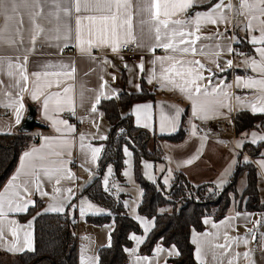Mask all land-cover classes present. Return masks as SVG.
Here are the masks:
<instances>
[{"label": "crops", "instance_id": "0c3cea01", "mask_svg": "<svg viewBox=\"0 0 264 264\" xmlns=\"http://www.w3.org/2000/svg\"><path fill=\"white\" fill-rule=\"evenodd\" d=\"M11 3L12 0H5L4 4H0V132L16 131L26 118L31 104L35 105L36 115L42 123L32 127L40 136L39 141L32 143L20 154L13 172L0 187V193H4L12 177L18 174L16 184L23 185L26 180L32 181L28 184V192H24L22 187L16 189L21 192L24 200L31 201L26 211H8L5 205L7 216L3 219L5 231L4 238L0 240V253L6 252L16 256L25 251H34L36 215L39 212H48L50 206L60 204L63 205V211L69 208V214L76 213L80 216L79 264H82V261L83 264H99V249L111 242L114 222L96 224L87 220V214L106 213L109 208L93 199L94 204H91L85 199L88 195L83 190L97 173L96 168L103 150L102 141L111 128L109 117L99 107L104 98H118L123 90L140 91L143 82H146L155 92L154 96L147 100H134L128 106L122 107L121 111L124 114L131 113L134 123L149 129L153 135L175 133L183 124L186 128L183 138L178 141L161 139L165 157L160 168L172 172L173 176L178 169L183 170L192 182L209 181L216 188L222 189L236 169L239 152L244 143L253 142V133L256 134L255 143L262 141L260 137H264V130L252 128L237 134L232 124L237 110L252 111L251 105L256 104L259 107L264 104V101L259 99L264 95L259 91V86H244V82L249 79L264 78L258 71H254L249 63L251 60L260 61L261 57L256 48H264V44L251 43V38H258L261 29H264V12L260 11L262 6L257 0H247L244 7L241 6L242 0H196L187 12L177 11L168 17L169 20L186 21L182 25L170 23L169 30L175 28L195 34L185 39L200 37L193 45L197 49L195 54L173 52L157 46L167 42L164 33L169 30L161 28V39L157 41V25L152 20L155 9L146 10L154 0H130V6L124 16H131V29L125 25L119 31V47L115 52L112 50L111 37L108 44L94 45L88 52L81 51L80 41L76 39L77 16L99 17L106 14L95 4L84 11L81 0V12L77 13L75 0H39L36 6L32 5L31 0L27 5L23 0H15V12L11 10ZM217 4L222 5L214 13L217 23L212 24L201 19L197 31L194 23L196 13L211 12ZM64 8L70 9V15H65ZM221 15L223 19L219 18ZM89 27V21L83 20L81 31L85 40L89 38ZM92 39L95 40V37ZM180 39L176 37L173 42L178 48L185 47L186 45L179 44ZM125 40L136 43V58L129 60L121 52ZM236 40L240 46L241 42L249 41L253 51L242 48L235 50ZM84 46L87 47L86 44ZM167 56L185 62L199 61L204 65L203 69H199L204 79L197 82L201 93H194V97L198 102L206 104V112L194 111L193 100L177 86L183 85L184 80L176 76L175 71L163 72V69L172 67L173 61L162 62L158 58ZM25 57L27 82L21 79L20 69L16 67L25 64ZM229 60L232 61L231 66L227 64ZM10 64L12 67H9ZM141 64L143 69L140 68ZM187 67L189 65L185 64L184 68ZM195 67L198 68V65ZM73 68L75 71L71 76L43 75L44 72H70ZM176 70H181L180 64L176 65ZM33 73H41L40 78L37 79ZM165 75L174 80L175 84L165 79ZM184 79H189L186 72ZM57 81L60 82L58 87ZM22 88H26V91H21ZM64 88H70V91L64 92ZM205 90L209 95L203 94ZM33 92L42 94L38 99H33ZM57 93L59 95H55ZM47 97L50 99L46 112L44 100ZM19 103L23 104V109L19 114L20 122L17 123L16 110ZM143 105L150 107L137 108ZM93 108L96 111H93ZM162 116L174 120V126L165 122L162 129ZM61 120L67 124L53 123ZM211 120L215 121L216 127L209 124ZM57 128H60V131H57ZM69 128L72 131H69ZM81 135L84 137L83 141L80 139ZM95 148H99L100 152L94 160L92 149ZM34 149L39 151L33 152ZM55 152H61L62 155L52 154ZM261 152L252 158L249 155L247 157L251 158L259 169V191L264 201V148ZM25 153L33 155L25 158ZM39 155H45L46 159H37ZM33 163L38 166L36 171L40 176L38 182L41 191L47 192V196L36 190L34 176L25 175L26 171H31ZM40 165L50 169L62 167L64 172L60 183H55V176L50 179L44 175ZM69 174L71 179L67 178ZM218 184H223L222 188H219ZM55 188H60L61 191L57 193ZM67 189H71V192ZM141 193L136 196L135 202H127L128 193L123 198L126 211L137 218L140 225V230L130 233L131 243L126 246L125 264H174L173 259L180 253L176 243H164L163 238H159L151 250L142 248V243L155 225L156 215L139 211L138 205L143 191ZM37 198H40L42 206L33 215L22 217V214L37 204ZM88 204L93 207L88 208ZM81 207L84 208L83 214L79 210ZM165 209L161 208L162 211ZM12 221H15L14 225L10 224ZM29 222L32 227L24 228ZM12 227H17V247L22 250H8L15 239L11 235ZM25 231L31 233V249L24 246ZM133 236L140 238L141 242L137 243L132 239ZM235 238H238L239 243L235 242ZM190 239L194 243V257L202 264H228L230 260L233 264H264V209H246L239 205V200H234L223 217L216 218L213 214L203 216V228L193 227ZM219 244L226 247H216ZM157 248L163 251L157 252ZM244 253H249L248 257H245ZM236 254L240 255L237 257Z\"/></svg>", "mask_w": 264, "mask_h": 264}, {"label": "trees", "instance_id": "16d2710c", "mask_svg": "<svg viewBox=\"0 0 264 264\" xmlns=\"http://www.w3.org/2000/svg\"><path fill=\"white\" fill-rule=\"evenodd\" d=\"M205 3V5H207ZM239 49L253 51L249 41H235ZM155 92L143 82L140 91L123 90L118 98H104L99 107L107 114L111 122L110 130L104 138L103 150L100 155L96 174L84 186L83 192L100 205L108 207L106 213L87 214L89 222L104 224L114 222L111 242L99 249V264H125L127 261L126 246L130 245V233L140 230L137 218L130 215L124 205L126 193L116 196L103 184V176L108 163L113 162L115 173L113 178L124 182L123 168L125 165L124 145L128 144L135 156V170L138 181L143 187V196L139 203V211L144 214L156 215L155 225L151 228L142 248L151 250L159 238L164 243H176L180 253L173 259L174 264H202L194 257V243L190 239L193 227L203 228V216L213 214L221 218L234 202L250 210H263L264 201L259 191V169L251 159L261 154L264 140L258 143L245 142L240 150V158L231 179L222 189L211 182H192L183 170L175 171L169 188L160 181L145 177L141 170L144 157L154 161L164 160V148L161 139L168 138L178 141L183 138L186 128L182 124L175 133L153 135L151 131L134 123L131 113L124 114L122 107L128 106L134 100H147ZM187 113V112H186ZM185 113V114H186ZM235 132L243 133L252 128L264 130V113L251 110H237L232 118ZM44 125V124H43ZM40 136L31 131L16 129L13 132H0V187L11 175L19 161L20 154L39 141ZM249 155L251 158L247 157ZM247 174V186L240 193L237 179ZM22 217L33 215L41 206L40 198ZM170 204L172 210H161ZM36 244L34 251H25L19 255L0 253V264H79V237L72 231V217L69 208L62 212H39L36 215Z\"/></svg>", "mask_w": 264, "mask_h": 264}, {"label": "snow or ice", "instance_id": "6c2138e0", "mask_svg": "<svg viewBox=\"0 0 264 264\" xmlns=\"http://www.w3.org/2000/svg\"><path fill=\"white\" fill-rule=\"evenodd\" d=\"M5 0H0V4H4ZM25 5L29 4L30 0H23ZM196 2V0H154V3L150 4L148 9L146 10H151L155 9V12L152 14V20L156 22V39L157 41H160L161 39V28L165 30H169V24L173 25H182L186 23V21L182 20H169L168 17L174 15L177 11L179 12H187L188 9L193 7V4ZM31 3L33 6H36L39 4V0H31ZM257 3L261 5L262 7L260 8L261 12H264V0H257ZM95 4L97 7L100 8L101 11H104L106 14L101 15L99 17L90 15V16H84V17H76V39L80 41L81 44V51L82 52H88L91 47L94 45H104L109 43V37H111L112 40V50L118 51L119 47V31L127 26V28L130 30L131 29V16H124V13L127 11L128 7L130 6V0H83V10L87 11L89 10V7ZM247 5V0H242L241 6L244 7ZM251 7V5H248ZM75 11L77 13L81 12V0H75ZM222 7L221 4H217L214 6L213 10L208 13H196V18H195V25L197 26V31H199V24L201 19H205L208 23L215 24L217 23V19L214 18V13L218 11V9ZM17 4L15 3V0H12L11 3V10L13 12L16 11ZM64 13L66 16L70 15V9L64 8L63 9ZM164 17L163 19L161 17ZM220 19H223V16L221 15L219 17ZM83 20H87L90 23V27L88 28V36L89 38L85 40L82 35L81 31V24ZM248 27H251V24L249 23ZM164 35L167 37V42H162L159 43L157 46L164 48L166 50H172L173 52L179 51L183 54H188L192 53L195 54L197 49L193 46L197 40L200 39L199 36H195V39H185V37H193L195 34L193 32H184L181 30H177L175 28L170 29L169 31H166ZM92 37H95V40L92 39ZM176 37H180L181 39L179 40V44L186 45L185 47L178 48L177 45L173 42ZM68 36L67 34L65 35V39H67ZM127 43V41H124ZM251 43L253 44H264V29H261V35L257 38L253 36L251 38ZM87 45L85 47L84 45ZM229 51H232V49H229ZM256 51L259 53L261 59L260 61L256 60H251L250 66L253 68L254 71H258L262 77H264V48H256ZM162 62L163 60H170L173 61L172 67L171 68H165L163 69L164 73H169L175 71V75L179 76L181 79L184 80L183 85H177L180 88L181 92H185L188 94V98L193 100V106H194V111L197 112H206V104L204 102H198L197 99L194 97V93L199 94L201 93V88L199 84L197 83L198 81L204 79V77L200 74L199 69H203L204 65L201 64L199 61H179L176 60L175 57L172 56H167L164 58H158ZM26 62H27V57H25V64L24 65H17L16 67L20 69V76L21 79L24 80L25 82L28 81V75L26 74ZM180 64L181 65V70H176V65ZM189 65V67L184 68V65ZM228 66L232 65V61L227 62ZM198 65V68L195 67ZM9 67H12L10 64ZM62 67H67V66H62ZM140 68L143 69V65H140ZM75 69L73 68L70 72H55V73H48L44 72L43 75L48 76V75H54V76H59V75H66V76H71L74 73ZM185 72L187 73L189 79H184ZM11 75V73H9ZM33 76H35L37 79L40 78L41 73H33ZM165 79H169L168 76H164ZM170 83L175 84L174 80L169 79ZM59 81H57V87L59 86ZM238 85L240 81H237ZM51 85H49L50 87ZM244 86L248 88H254L259 86V91L261 93H264V78L261 79H249L246 82H244ZM194 90V91H193ZM21 91H26V88H22ZM64 92H69L70 88H64ZM42 93L39 92H33L32 97L33 99H38L39 95ZM205 96L209 95V93L205 90L203 93ZM55 95H59L58 93ZM226 95V94H225ZM50 97L45 98L44 100V107L47 112L48 108V102H49ZM260 100L264 101V95H261L259 97ZM98 102V101H97ZM70 103V101H69ZM150 107L149 105H143V106H137V108H148ZM252 111L253 112H261L264 113V104H261L259 107L256 104L251 105ZM23 109V104L19 103V107L17 108V119L16 122H20V111ZM93 111H96L95 108L92 109ZM179 114V110H177V115ZM206 118V117H205ZM161 127L165 126V122L170 123L174 126L175 121L174 120H169L168 117L162 116L161 118ZM54 124L59 123V124H67L66 121H53ZM69 131H72L71 128L68 129ZM57 131H60V128H57ZM195 134V133H194ZM256 134L253 133V143L256 142L255 139ZM48 138H46L47 140ZM81 141H83L84 137L81 135L80 137ZM260 139L264 140V137H260ZM65 144L67 142L65 141ZM83 147V145H81ZM39 150L34 149L33 152H38ZM93 152V159H96V154L100 152L99 148L92 149ZM56 156L62 155L61 152H55L52 153ZM33 153H25L24 156L25 158L31 157ZM37 159L43 161L46 159L45 155H39L37 156ZM191 163V161H189ZM24 167L22 163V168ZM37 165L33 163L31 165V171H26L25 175L26 176H34L35 177V187L37 191H41V185L39 184L40 176L37 173ZM39 167L43 168L44 175L48 176L50 179L55 176V183L59 184L61 180V175L64 172V169L61 168H46L43 167V165H40ZM146 167H150L146 165ZM109 172H111V169H109ZM69 179H71V174L68 175ZM19 179V174L17 176L12 177V181L9 183L7 188L5 189L4 193H0V240L4 238V231H5V226L3 224V219L6 218L7 213L5 212V205H7L8 211H26L28 208V205L31 203V201H26L24 200V197L21 195V192L16 190L20 189L21 187L23 188L24 192H28V184L31 183L32 181L26 180L23 182V185H18L16 184V181ZM107 182V181H105ZM55 191L59 193L61 191L60 188H55ZM68 192H71V189H67ZM7 194V196H6ZM41 194L44 196H47V192H42ZM93 206L91 204H88V208H92ZM49 211H55V212H61L63 211V205L57 204L50 206ZM80 213H84V208L81 207ZM10 224H15V221L10 222ZM32 227L31 222H29L28 225L24 226L26 229H30ZM147 230V229H146ZM11 235L15 238L11 245L9 246L8 250L9 251H19L22 250V248H18L17 244L19 243L18 240V230L17 227H12L11 228ZM31 233L28 231H25V240H24V246L28 247L31 249ZM227 238V237H226ZM133 240H136L137 243H140L141 240L140 238L133 236ZM235 242L239 243L238 238H235ZM247 243V241H245ZM216 247L219 248H225L226 245L224 244H219L216 245ZM163 251L161 248H157V252ZM240 254H236L238 257ZM245 257H248L249 253H244L243 254ZM197 256L199 258V251L197 253ZM235 259V258H234ZM83 264V261H82ZM228 264H233V261L230 260Z\"/></svg>", "mask_w": 264, "mask_h": 264}, {"label": "rangeland", "instance_id": "374dc122", "mask_svg": "<svg viewBox=\"0 0 264 264\" xmlns=\"http://www.w3.org/2000/svg\"><path fill=\"white\" fill-rule=\"evenodd\" d=\"M124 156H125V165L123 168L124 182L122 181L119 182L113 178V175L115 173L114 171L115 165L113 162H110L107 164L105 168V173L103 176V184L109 190L114 192L116 196H120L121 193L123 192L128 193V196L126 197V200H128L127 202H135L136 196H140V193L143 191V187L142 185H140L138 181L136 170L134 167L135 156H133V150L128 144L124 145ZM146 165L150 167H146ZM160 167H162L161 161H154L152 158H146V157L142 159L141 170L145 175V177L157 182L160 181L161 183L165 184L167 188H169L173 178V173L166 172L162 170ZM109 169H111V172H109ZM237 182H238V189L240 192H242L248 183L247 175L246 174L242 175ZM220 184H218V187L222 188L224 183L222 184V186H220ZM85 199L89 201L91 204H94V201H92V199H90L88 196H85ZM162 208L172 210L173 207L170 204H167Z\"/></svg>", "mask_w": 264, "mask_h": 264}, {"label": "built area", "instance_id": "2783aa9c", "mask_svg": "<svg viewBox=\"0 0 264 264\" xmlns=\"http://www.w3.org/2000/svg\"><path fill=\"white\" fill-rule=\"evenodd\" d=\"M234 49L238 50L239 49L238 45L235 44ZM121 52L125 54V56L129 60L136 58L138 56L136 43L135 42L123 43L121 46ZM209 124L213 127L217 126V124L213 120L209 121ZM241 150L246 153V151L243 148ZM71 217H72V231H74V233L78 236L80 234L79 231L80 216H78V214L76 213H73L71 214Z\"/></svg>", "mask_w": 264, "mask_h": 264}, {"label": "water", "instance_id": "95a60500", "mask_svg": "<svg viewBox=\"0 0 264 264\" xmlns=\"http://www.w3.org/2000/svg\"><path fill=\"white\" fill-rule=\"evenodd\" d=\"M26 118L19 126V130L22 131H31L32 127L35 125H40L42 122L36 115V107L34 104H31L29 107V112L26 114Z\"/></svg>", "mask_w": 264, "mask_h": 264}]
</instances>
